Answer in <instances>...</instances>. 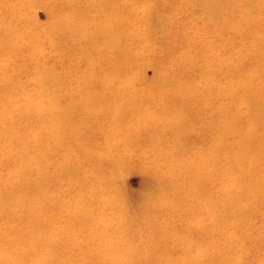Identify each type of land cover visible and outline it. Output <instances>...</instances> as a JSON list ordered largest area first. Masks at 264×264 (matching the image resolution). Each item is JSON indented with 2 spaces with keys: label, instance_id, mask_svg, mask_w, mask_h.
<instances>
[{
  "label": "rangeland",
  "instance_id": "obj_1",
  "mask_svg": "<svg viewBox=\"0 0 264 264\" xmlns=\"http://www.w3.org/2000/svg\"><path fill=\"white\" fill-rule=\"evenodd\" d=\"M2 1L0 25L6 23L13 27L17 37L15 45L0 37V82L5 86V95L17 101L12 107L13 100L8 104L11 111L13 109L16 118L14 125L20 133L26 132L35 138L45 134L41 127L44 120L52 123L50 105L46 99L51 89L41 86V78L47 71H54L60 77L52 90L67 95L73 85L82 79V73L90 72L96 77L99 72L109 73L112 70L113 65L109 66L108 63L117 58L119 52L106 41L103 31H97L106 23L120 30L122 44L129 45L128 57L131 62L128 72L124 70L127 76L142 72V77L151 80L156 77V70H162L169 74L182 73L185 79L192 82L200 98L199 107L208 111L203 123L198 126L209 125V133L205 128L196 126L204 129L205 134L197 136L196 140L191 139L190 147L203 151L209 144V159H213L210 155L212 144L221 138L227 125L226 119L233 115L238 117L240 130L228 134V141L235 145L231 154L239 151L240 143L245 144L247 154L233 171L219 170L209 180V191L218 197L219 202L226 199L230 201L226 204L230 205L228 209L219 205L216 213L212 209L208 214L199 213L196 219L198 225L208 227L209 238H216V243H209V252L215 256L210 264H217L224 257L222 264H264V243L253 241L257 235L264 240V191L260 186L261 178L257 177L264 172V156L257 154V150L264 149V125L256 124L248 115L250 107L257 103L255 89H264V0H218L216 4L219 8L215 16L211 13L208 15V8H202L198 0H157L155 17L164 24L157 23L152 27L147 26L143 16L150 13V5L155 0ZM52 27L58 28L57 33ZM191 45L200 49L203 60H209V81H200L197 70L182 65L180 57L183 53L191 55V51L185 50V46ZM223 63H232L234 69L225 72V69H220ZM211 64L213 68H210ZM245 74L255 82V89L240 88ZM112 78L109 75V81ZM15 81L25 87L19 90L13 86L12 93L10 86ZM137 87L151 91L156 89L153 84L144 87L138 83ZM39 91L41 95L37 96L35 93ZM30 97H37L31 99L37 100L42 112L17 116V106L20 105V109ZM147 103L150 107L155 105L152 101ZM74 132H68V137ZM249 132L254 133L253 139L242 136ZM17 135L0 137V145L7 150V156L0 162V190L11 201L7 208L0 210V214L3 211L6 214L0 215V264H42L46 260L61 264L60 258L54 257L58 253L61 258L64 253L75 264H135L129 263L127 258L113 260L111 251H107L111 255L94 254L99 249L96 239L109 240L116 245L115 242H119L117 239L133 235V227L127 230L120 228L119 212L115 211L118 208L100 203L98 198L103 193V187L96 181L90 179L93 185L89 183L82 188L65 172L62 173L57 161L63 158V153L51 147L50 141L40 143L42 147H51L55 152L53 160L44 165L48 173L41 181V196L31 200L29 195L23 199L27 187L19 185L17 168L15 171L8 160L12 157L19 165L23 160L25 140L18 142ZM102 135L91 143L100 148L105 146ZM169 136L174 137L170 132ZM257 157L260 158L254 161L253 177L245 181L247 186L253 184V187L243 190L236 179L237 174L248 168L251 159ZM131 163L119 168L118 179L128 199L134 203L147 176L140 166L143 162L138 163L133 158ZM91 168L89 165L88 173H92ZM160 172H163V168ZM105 173L111 174L109 171ZM30 174L36 177L34 170ZM85 178L89 179L84 177L83 180ZM17 188L19 191L14 193ZM14 194L19 196L20 204L14 202ZM232 197H238V200L232 201ZM85 199L88 200L87 205L83 204ZM175 199L178 200L179 195H175ZM83 207L95 212L84 232L91 238L88 242L79 231L82 225L77 229L80 222L69 219V212L72 214ZM186 210L173 213L170 224L173 230L179 227L182 216H188ZM163 212L159 214L160 224L163 218L171 219L165 215L166 211ZM145 232L147 236L150 235L148 229ZM99 235L104 238L100 239ZM173 242L167 236L159 243L169 249L157 252L161 261L159 264H165L167 260L174 263L180 260L177 253L170 252ZM136 243L142 246L146 239L137 236ZM194 251L198 252L199 247L195 246ZM203 264H209V259Z\"/></svg>",
  "mask_w": 264,
  "mask_h": 264
},
{
  "label": "bare ground",
  "instance_id": "obj_2",
  "mask_svg": "<svg viewBox=\"0 0 264 264\" xmlns=\"http://www.w3.org/2000/svg\"><path fill=\"white\" fill-rule=\"evenodd\" d=\"M156 1L150 5V13L143 16L149 27L163 23L155 17V8L158 4ZM198 1L202 4V8H208L206 11L208 15L211 13L215 16L219 8L216 4L218 0ZM3 4L0 0V6L3 7ZM257 22L263 23L260 20ZM52 30L57 33L58 28L52 27ZM97 31L99 33L103 31L107 37L106 41L119 52V56L108 63L109 66L113 65L112 70L109 73L99 72L96 77L90 72L82 73V79L73 85L67 95L52 90L54 85L60 81V77L54 71H47L41 78V86L51 89L46 99L49 101L52 123L49 124L44 120L46 118L43 119L41 127L45 131L44 135L34 138L26 132L17 131V126L14 125L16 118L13 116V109L11 111L12 105H15L14 101H17L5 95V86L0 82V125H2L0 137H8L6 135L14 137L18 134V142L22 143V140H25L23 160L20 165L12 157L7 158L14 170L17 168L19 185L27 187V193L23 199L29 195L31 200L40 198L41 181L48 173L44 165L53 160L55 152L51 147H55L57 151L63 153V158L57 161L62 173L65 172L82 188L89 183L93 185L91 180L96 181L103 187V196L100 195L98 198L100 203L118 208L115 211L119 212L120 228L127 230L133 227V235L117 239L119 242H115L116 245L109 240L96 239L99 241V249L94 251V254L107 255L109 254L107 251H111L113 255H109L115 261L127 258L129 263L159 264L161 261L157 252H162L161 249L169 250L164 247V244L159 245V243L169 236L174 241L170 252L177 253L180 260L175 258L177 260L175 263L167 260L165 264H178V262L180 264H203L207 259L210 264L214 262L215 256L209 252V243H216V238H209L208 227L205 224L198 225L196 217L199 213L208 214L209 209L216 213L219 205L223 208L230 205L226 204L230 202L229 200L223 199L224 201L219 202L216 199L218 197L209 191V180L219 170L233 171L247 154L244 143H240L238 152L231 154L235 145L228 141V134L238 131L240 125L238 117L233 115L226 119L227 125L223 129L221 138L212 144L210 155L213 159H209V144L203 151L190 147L191 139L196 140L197 136L205 134L202 128L209 133V125L198 126L203 123V117L208 114V111L199 107L200 98L192 82L185 79L182 73L169 74L162 70H156V77L151 80L142 77V72L127 76L125 71L128 72V65L131 62L128 57L129 45L127 44V47L122 44L121 31L110 23L98 27ZM0 37L9 41L11 45H15L17 31L6 23L1 24ZM185 50L192 53L190 56L184 53L181 55L182 65L185 64L187 68L197 70L200 81H209V60H203V56L199 53L200 49L194 45L185 46ZM84 54L92 60L86 53ZM210 68H213V64ZM220 69L229 72L234 69V66L232 63H223ZM109 75L113 77L111 81L108 79ZM243 78L240 88L255 89V82L249 78V75L245 74ZM138 83L143 84L144 87L153 84L156 89L152 91L146 88L140 89L137 87ZM66 84L69 83L66 82ZM13 86L19 90L25 87L22 83L15 81L10 86L12 93ZM108 89H115V91ZM255 90L257 103L250 107L248 115L250 114L256 124L263 126L264 89ZM35 94L40 96L41 92ZM31 98L37 99V97H30L20 109H18L20 105L17 106V116L42 112L37 100ZM10 100H13L11 107L8 104ZM147 101H152L155 105L150 107ZM204 111L206 112L203 113ZM165 125L166 128H164ZM162 126L163 129H161ZM72 130L77 135L72 133L68 137V132H73ZM169 132L174 137H170ZM100 134H103V139L106 141V145L102 148L91 143ZM242 136L253 139L254 133H244ZM43 140L50 141L51 147H42L40 143ZM166 145L168 146L164 147ZM118 150L124 151L118 152ZM257 154L264 156V149L257 150ZM6 156L7 150L0 145V162ZM133 158H136L138 163H144L140 166L147 176L143 189L138 193L134 203L128 199L127 193L122 190L123 184L118 179L119 168L133 164L131 163ZM258 158L260 157L251 159L249 167L237 174L236 179L243 190L253 187V184L247 186L245 181H249L250 176L253 177L254 161ZM222 159L221 163L216 162ZM89 165L92 166V173H88ZM162 168L163 172H160ZM33 170L36 174L35 178L30 174ZM106 171L111 174L105 173ZM84 177L89 179L83 180ZM257 177L261 178L260 186L264 191V172L258 174ZM18 191L17 188L14 193ZM253 192L256 191L253 189ZM175 195H179L178 200L175 199ZM13 200L16 204H20L17 194L13 195ZM231 200L236 201L238 197H232ZM10 202L9 197H5L0 190V210L7 208ZM168 203L170 205L167 208ZM240 203H242V198ZM83 204L87 205L88 200L85 199ZM185 209H188L186 210L188 216H182L179 227L173 230L170 227L173 213ZM163 211H166L165 215L171 219L163 218L164 224H160L159 214L160 212L164 214ZM0 215L5 216L6 214L3 211ZM94 215L95 212L88 211L86 207L77 209L72 214L69 212V219L80 222L77 229L82 225L79 231L86 237V242L91 238L84 232L88 220ZM192 216L194 217L191 218ZM147 229L150 231L148 236L145 232ZM137 236L146 239V243L142 246L138 245ZM99 238L104 237L99 235ZM253 241L264 243L259 235ZM195 246L199 247L198 252L194 251ZM54 257L60 258L61 264H75L64 253L62 258L60 253ZM224 260L225 257L217 264H222ZM104 262H106L105 259ZM42 264L55 263L46 260ZM87 264L90 263L87 262Z\"/></svg>",
  "mask_w": 264,
  "mask_h": 264
}]
</instances>
